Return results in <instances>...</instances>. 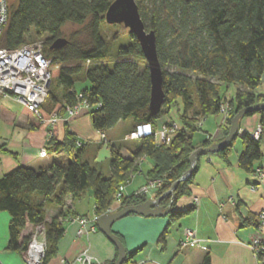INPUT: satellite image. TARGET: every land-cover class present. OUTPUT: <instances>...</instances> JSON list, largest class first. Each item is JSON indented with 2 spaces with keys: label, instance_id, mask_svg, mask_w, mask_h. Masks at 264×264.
<instances>
[{
  "label": "trees",
  "instance_id": "obj_1",
  "mask_svg": "<svg viewBox=\"0 0 264 264\" xmlns=\"http://www.w3.org/2000/svg\"><path fill=\"white\" fill-rule=\"evenodd\" d=\"M8 1L9 19L0 37V48L15 49L34 41L29 40L33 35L44 38V54L57 66L52 72L56 85L53 87L52 81L42 107L49 114L57 107L63 114L65 107L73 108L86 101L91 107L89 114L94 129L104 133L128 119L135 122V128L150 124L158 129L159 120L168 115L170 107L179 108L181 121L169 144L159 143L154 134L145 136L139 139L131 157L111 146L108 176L85 159L83 146L78 147L76 138L68 131L63 141L51 135L46 150H65L69 156L67 165L53 162L48 168L38 170L19 166L0 178V211L10 215L9 251H25L35 228L43 225L46 247L42 264H48L57 254L64 234L63 222L70 212L65 208L66 196L79 198L92 190L96 214L100 217L110 211L121 185L137 172L139 159L147 156L154 163L149 179L162 181L155 193L156 198L161 197L190 169L189 158L197 149L192 138L199 129L200 119L221 112L228 103L223 126L225 137L237 111L264 102V95L255 92L264 75V0H135L145 27L155 32L163 70L165 98L156 113L150 109V73L138 40L129 34L130 42L120 45L113 53L103 34L105 14L114 0ZM68 23L82 27V31L67 38L63 28ZM58 38H65L67 44L52 49ZM80 82L85 84L78 91ZM230 85L238 89L235 99L229 102L221 91L223 86ZM254 114L260 115L263 127L264 111L246 116ZM261 138L256 140L250 133H239L217 154L228 162L239 140L242 144L239 167L253 173L256 163L264 158ZM212 144L206 139L201 147ZM196 171L197 167L188 180L176 186L173 195L164 196L161 205L166 207L173 202L174 206L180 198L190 196ZM145 200L144 195L123 197L119 210ZM51 208L56 212L49 217ZM193 209L194 206L185 210L172 208L168 217L175 221ZM254 225H259L258 217ZM28 226L33 229L25 233ZM140 250L128 252L123 264ZM201 264H211L209 254Z\"/></svg>",
  "mask_w": 264,
  "mask_h": 264
},
{
  "label": "crops",
  "instance_id": "obj_2",
  "mask_svg": "<svg viewBox=\"0 0 264 264\" xmlns=\"http://www.w3.org/2000/svg\"><path fill=\"white\" fill-rule=\"evenodd\" d=\"M82 88L76 87L78 91ZM237 89L234 85L223 86L221 93L224 100L233 101ZM255 92L264 95V75ZM14 103L21 104L0 94V178L19 166L36 170L48 168L64 156L59 154L61 152H65L67 158L63 161L68 163L69 156L65 150L55 152V156H49V151L46 157L39 156L49 141V131L58 141L65 140L68 131L76 138V143L82 144L86 160L106 176L110 173L107 164L111 158V146L119 148L125 157H129L126 154H131L138 147L139 140L126 139L136 126L132 119L119 122L114 127L118 131L110 137L106 131L107 143L103 144L99 131L93 127L89 112L71 119H66L64 112L61 114L62 120L51 129L48 123H38V119L22 104L25 110L20 112L21 107ZM12 108L17 112L12 111ZM43 115L51 117L44 109ZM214 116H207L197 122L199 129L192 138L195 147H201L206 139H210L213 144L223 140L225 115L219 112ZM180 122L179 108L170 107L168 115L161 118L158 125L175 123L180 128ZM259 126V114L245 116L240 120L239 133L252 134ZM261 136L264 154V126ZM241 151L242 144L237 140L228 162L218 154L199 157L190 186L191 195L180 198L173 206L175 210L194 206L193 211L184 217L171 221L168 216L147 218L131 214L115 222L112 230L121 238L127 253L141 249L127 264H201L207 254L210 255L211 264H262L248 244L256 233L254 224L257 216L264 211V158L256 163L255 172L247 173L239 167ZM153 168L154 163L149 157H141L137 172L121 185L123 196L134 195L144 187L150 180L148 173ZM258 171L263 173L262 178L258 177ZM253 186L257 187L256 190H252ZM88 191L79 198L66 196L65 208L70 212L65 219L75 216L90 220L99 218L93 191ZM155 193L151 191L144 196L154 199ZM119 206L120 202L115 201L108 213L118 211ZM55 212L54 208L49 209L48 216L52 217ZM9 221V213L0 211V264H24L23 253L7 250ZM63 226L64 234L59 241L57 254L48 264H71L85 250L102 264H113L117 260V248L99 230L78 237L79 224L76 221H65ZM185 228L195 231L205 249L195 245L181 246ZM32 229V226H28L25 233ZM164 232L165 237L162 239ZM262 237L264 240V227Z\"/></svg>",
  "mask_w": 264,
  "mask_h": 264
},
{
  "label": "built area",
  "instance_id": "obj_3",
  "mask_svg": "<svg viewBox=\"0 0 264 264\" xmlns=\"http://www.w3.org/2000/svg\"><path fill=\"white\" fill-rule=\"evenodd\" d=\"M9 1L0 0V37L4 32V28L9 19ZM44 40L26 42L15 49L0 48V94L11 97L21 103L28 112L35 116L38 120L43 121V106L46 103L49 90L53 81L52 59H49L44 54ZM81 97V95H79ZM229 105L226 103L222 106L221 112L225 115V119L228 116ZM90 105L86 101L80 102L73 108L65 107L66 119L79 116L84 111L89 112ZM82 110H84L82 112ZM54 113L46 121L50 126L57 122V119L61 116ZM179 131V126L175 123H167L160 126L158 129H154L150 124H142L137 126L127 136V140H139L145 136L154 134L157 141L161 144L171 143L173 136ZM262 127L259 126L252 132L251 136L259 140L261 138ZM101 142L107 143V137L104 132H99ZM52 135V132H50ZM76 145L81 147L82 144L77 142ZM48 151L43 148L39 154L41 158L46 157ZM258 177L262 178L263 173L258 171ZM162 186L161 180L150 179L147 184L142 187L136 195H145L151 191H158ZM256 186L252 187V190H256ZM119 192L116 194V201L121 203L123 194ZM259 225L256 226V233L249 242V247L252 250L254 256L261 262H264V240L262 237V229L264 227V211L258 214ZM72 220L79 224L77 236L82 237L89 233H95L98 231L97 220L88 219L86 217L75 216L65 219V221ZM188 245L199 246L205 249L201 241L196 237L195 231L190 228L184 229L183 240L181 246ZM45 228L43 225H39L35 228L32 237L28 243L27 249L23 251V263L24 264H42L45 254ZM71 264H102L90 253L85 250L80 253Z\"/></svg>",
  "mask_w": 264,
  "mask_h": 264
},
{
  "label": "water",
  "instance_id": "obj_4",
  "mask_svg": "<svg viewBox=\"0 0 264 264\" xmlns=\"http://www.w3.org/2000/svg\"><path fill=\"white\" fill-rule=\"evenodd\" d=\"M106 22L110 25L122 24L128 29L130 35H134L138 40L151 79V97L150 109L152 112H159L163 106L165 92L163 90V70L158 57L156 35L154 31H148L141 18L138 5L135 0H114L109 6L105 14ZM65 38H58L52 44V49H60L67 44ZM264 111V102L243 108L233 116L229 125L228 134L223 140L212 144L209 147H199L190 156V169L180 179L175 181L169 191L163 196L146 199L142 203L136 205L125 206L122 209L106 213L97 220L98 230L107 237L117 248L118 257L115 264H123L127 260V251L123 242L113 232L112 226L118 220L128 215L135 214L143 217H166L173 208V202L168 206L161 205L164 196L173 195L176 186L183 181L188 180L198 164L201 156L208 154H217L224 148L228 147L238 136L240 130V120L251 112Z\"/></svg>",
  "mask_w": 264,
  "mask_h": 264
},
{
  "label": "rangeland",
  "instance_id": "obj_5",
  "mask_svg": "<svg viewBox=\"0 0 264 264\" xmlns=\"http://www.w3.org/2000/svg\"><path fill=\"white\" fill-rule=\"evenodd\" d=\"M80 32V31H82V27H80V26H78V25H74V24H71V23H68V24H66L65 25V27L63 28V32H64V35L65 36H67V38L70 36V34L71 33H73V32ZM102 31H103V34H104V36H105V38H106V41L108 42V43H110L111 44V51L114 53V52H116V50H117V48L120 46V45H122V44H127L128 42H130V39H129V31H128V29H126L122 24H115V25H110V24H107V23H104V24H102ZM32 39H35L34 41H42V40H44V38H41V39H37L36 37H34V35H33V38H31V39H29L30 41L32 40ZM142 66H144V65H142ZM146 66V65H145ZM54 68H57V66H54V67H52V72H53V69ZM56 85V82H55V80H53V87ZM77 87L78 88H80V87H84V84H83V82H80L79 84H77ZM14 105H17V107H21L20 108V112H23L25 109H24V107L21 105V104H16V103H14ZM58 108V107H57ZM52 109L51 111H53V113H51V115H53L54 113H56V115H59V116H61V112H60V110H59V108L58 109ZM12 111H16L15 109H11ZM50 111V110H49ZM84 110H82V112H83ZM17 112V111H16ZM45 112H47L48 113V110L47 111H45ZM85 112V111H84ZM83 112V113H84ZM49 114V113H48ZM58 116V117H59ZM210 117H215L214 115H210ZM48 118H50V117H44V120L43 121H41V120H38V123H40V124H46V121L48 120ZM62 119L61 118H59V119H57V122L55 123V124H53V125H51L50 126V128L52 129V127H54V125H56L57 123H59V121H61ZM116 131H118L116 128H112V129H110V130H107V135H108V137H110V135L112 134V133H115ZM52 132V131H51ZM54 133V132H53ZM49 134H50V131H49ZM51 136V135H50ZM106 144V143H105ZM88 151V150H87ZM60 155H64V156H61V157H63V158H58V162L60 163V164H63V165H67L68 163H66L65 161H63V159H65L66 160V154H65V152H61V153H59ZM55 156L56 155V153L55 152H49V156ZM126 156H129V157H131L132 156V154H126ZM86 159V158H85ZM93 160V159H92ZM108 167H109V162H108ZM87 193H89V191L88 192H86V195H87ZM149 196V195H148Z\"/></svg>",
  "mask_w": 264,
  "mask_h": 264
}]
</instances>
